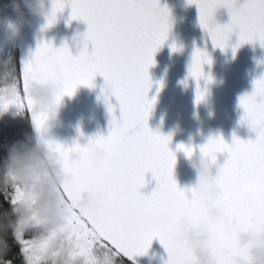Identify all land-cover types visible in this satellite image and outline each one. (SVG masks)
<instances>
[{"label":"snow or ice","instance_id":"obj_1","mask_svg":"<svg viewBox=\"0 0 264 264\" xmlns=\"http://www.w3.org/2000/svg\"><path fill=\"white\" fill-rule=\"evenodd\" d=\"M188 4L197 6L199 24L215 48L227 50L233 35L238 38L233 54L245 43L259 42L264 47V0H188ZM67 7L71 8L69 23L79 20L87 25L83 33L87 47L73 55L67 43L56 48L51 42H41L22 61L18 74L0 78V112L10 106L27 110L45 156L56 157L54 168L65 179L57 182L55 171L43 179L66 215L61 225L48 228L34 211L37 194L29 193L5 172L10 181L6 185L12 189L5 196L11 215L4 212L7 223L0 226V264H13L5 259L9 229L23 264H135V257L147 255L156 239L167 251L165 264H195L190 248L177 240L178 221L187 215L196 223H208L200 199L204 178L190 189L181 188L174 178L176 153L170 148L171 135L148 127L156 102L155 97H148L153 83L149 68L168 39L170 9L161 6L160 0H54L42 31L53 27ZM219 9L227 10V23L217 22ZM170 47L172 52L181 50L175 43ZM212 62L206 50H194L188 74L197 82V105L207 95V88L199 83L205 78L203 66ZM98 75L105 81L101 98L111 115L108 135L98 134L84 146L74 142L71 147L49 138L50 115L35 110L30 83L59 78L63 83L56 100L59 106L79 86L94 88ZM206 80L211 83V76ZM112 97L118 102L119 119ZM239 106L243 110L240 124L247 125L255 139L243 140L234 134L229 144L222 136H214L199 149L211 167L212 180L223 189L219 203L237 225L234 230L221 222L211 225L216 264H233L234 257L251 264L249 253L237 243L238 230L264 236V78L254 81L253 91L240 97ZM177 151L191 157L193 147L180 144ZM225 153L221 164L218 154ZM149 173L156 186L144 194L141 190L150 183ZM88 193L93 194V202L83 207L81 201ZM21 207L31 212L28 221L16 216Z\"/></svg>","mask_w":264,"mask_h":264},{"label":"water","instance_id":"obj_2","mask_svg":"<svg viewBox=\"0 0 264 264\" xmlns=\"http://www.w3.org/2000/svg\"><path fill=\"white\" fill-rule=\"evenodd\" d=\"M243 2V0H241ZM161 6L170 9V31L167 41L155 53V63L149 68L152 87L148 97H155L156 102L148 119V127L153 132L171 135L170 148L176 153L174 178L181 188H192L197 184L196 171L182 151H177L180 144L195 147L200 154V147L214 136H222L231 144L235 134L243 140L255 139V133L247 125H241L243 110L239 99L251 94L254 81L264 78V47L259 42L245 43L233 54V46L238 38L233 35L227 50L215 48L199 24V12L196 5H189L188 0H160ZM27 15V9L24 10ZM71 8L67 7L58 14L56 25L42 31L46 21L28 16L31 26L24 28L16 41L18 73L23 60L34 53L41 42H51L59 48L65 43L66 37L74 32L84 33L87 25L79 20L69 23ZM217 22L224 24L229 21L226 9L216 13ZM73 55L77 49L67 41ZM175 43L180 51L172 52ZM196 48L206 50L212 58V64L203 66L205 78L200 80V87L207 88V95L199 105L195 103L197 82L189 77L188 69ZM211 76L212 82L206 78ZM94 88L79 86L74 95L65 96L57 112L56 122L48 121L47 136L57 142L71 147L74 142L81 146L88 143L90 137L98 134L107 136L111 115L102 97L105 81L102 76L94 79ZM161 85H163L161 87ZM116 109L115 115L121 116L118 102L114 97L110 101ZM29 127L34 145L38 142V133L26 110ZM225 154H218L219 163H223ZM213 174L216 169L213 168ZM150 183L141 191L150 194L156 182L151 173L146 177ZM85 197L94 196L88 193ZM231 221V220H230ZM168 254L159 240L153 241L147 255L135 257V264H165ZM133 264L132 261H126Z\"/></svg>","mask_w":264,"mask_h":264},{"label":"clouds","instance_id":"obj_3","mask_svg":"<svg viewBox=\"0 0 264 264\" xmlns=\"http://www.w3.org/2000/svg\"><path fill=\"white\" fill-rule=\"evenodd\" d=\"M53 2L54 0H11L9 6L16 14L15 17L0 18V29L6 34L7 42L15 43L24 28L31 26L32 21L28 19V16L47 21V18L52 14ZM25 9L28 10L27 15ZM57 22L58 16L56 24ZM68 40L77 50L87 47L84 35L79 31L74 32L70 38L66 37L65 43ZM0 66L5 69L2 77H9L15 72L10 58L0 61ZM62 89L63 83L59 78L44 82L33 80L30 83L29 94L34 101L35 110L49 113L53 123L56 122L60 106L56 104V100ZM45 152L44 145L39 142L24 152L12 149L6 166L9 171L15 174L16 179L26 186L29 193L34 191L37 194L38 201L34 211L39 218L45 222L48 228H56L63 223L66 212L58 196L50 191L48 181L43 178L49 176L53 171L57 173L54 177L57 182L64 180L65 176L58 168H54L53 161L56 160V157L51 154L46 157ZM187 158L197 173V184L201 177L204 178L200 199L206 210L208 223H196L191 216H183L178 221L177 240L190 248L195 256V264H216L215 255L210 246V242L215 238L211 225L221 222L230 230L236 229L237 225L228 219L224 208L219 203L223 197V189L212 180L211 167L203 154L200 152L198 155L193 147L191 157L187 156ZM37 177L41 179H37ZM92 202V197H85L81 204L83 207H89ZM22 210L25 221H28L31 212L24 208ZM237 243L241 249L247 250L251 257V264H264V236H259L254 231L238 230ZM233 264H244V261L241 257H234Z\"/></svg>","mask_w":264,"mask_h":264},{"label":"rangeland","instance_id":"obj_4","mask_svg":"<svg viewBox=\"0 0 264 264\" xmlns=\"http://www.w3.org/2000/svg\"><path fill=\"white\" fill-rule=\"evenodd\" d=\"M10 4L11 0H0V18L15 17L16 14L9 6ZM14 46H16V42L8 43L6 34L2 29H0V61L8 60L10 58L11 65L15 67V59L13 56ZM4 71L5 69L0 66V78H2V73ZM22 112L23 111L18 109L16 106H10L7 111L0 112V168L4 176L5 172H7L14 176L16 181L18 180L16 179L15 174L7 169L6 163L9 158L10 150L15 149L24 152L29 149L27 144V142H29V138L28 136H25L26 134H24L23 131L21 119ZM9 182L10 181H8V183ZM16 211L18 213V217L25 220L22 207L18 208Z\"/></svg>","mask_w":264,"mask_h":264},{"label":"trees","instance_id":"obj_5","mask_svg":"<svg viewBox=\"0 0 264 264\" xmlns=\"http://www.w3.org/2000/svg\"><path fill=\"white\" fill-rule=\"evenodd\" d=\"M13 54H14L13 56L15 59V70H16V74H18L17 51H16L15 46L13 47ZM21 119H22L24 134H26L25 136H28L29 138L28 139L29 142H27V144L29 148H31L34 146V142L32 140V135H31L30 127H29V121H28L26 110H23V112L21 113ZM7 183L8 181L5 178L0 168V226H2V224L7 223V220L4 218L3 213L8 212L9 215H11V204L9 203L8 200L5 199V196L7 194H10L12 189L9 185H6ZM16 216L18 217L17 211H16ZM11 226L12 225H9V227ZM7 239H8V244H9V251L7 255L5 256V259L13 260V264H23L22 257L20 256V253H19V245L13 240L11 229H9L7 232ZM125 264H129V263L125 261Z\"/></svg>","mask_w":264,"mask_h":264}]
</instances>
